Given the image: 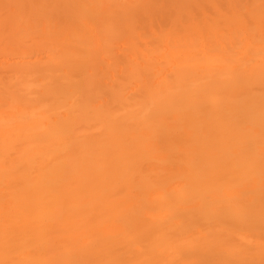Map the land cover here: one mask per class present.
<instances>
[{"label": "bare ground", "instance_id": "6f19581e", "mask_svg": "<svg viewBox=\"0 0 264 264\" xmlns=\"http://www.w3.org/2000/svg\"><path fill=\"white\" fill-rule=\"evenodd\" d=\"M0 264H264V0H0Z\"/></svg>", "mask_w": 264, "mask_h": 264}]
</instances>
